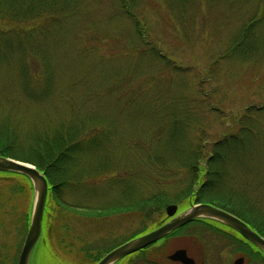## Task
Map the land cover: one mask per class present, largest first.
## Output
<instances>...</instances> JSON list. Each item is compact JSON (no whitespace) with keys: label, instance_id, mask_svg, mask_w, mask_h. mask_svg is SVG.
Listing matches in <instances>:
<instances>
[{"label":"rangeland","instance_id":"rangeland-1","mask_svg":"<svg viewBox=\"0 0 264 264\" xmlns=\"http://www.w3.org/2000/svg\"><path fill=\"white\" fill-rule=\"evenodd\" d=\"M87 4L88 14L70 18L65 26L60 27L57 32L51 30L52 33L47 32L49 18L37 20L30 25L0 16V117L13 113L32 120L55 117L51 107L55 106L59 97H70L64 87L81 83H108L118 72L129 73L132 70L133 65L135 66L134 52L137 50L129 44L130 27L123 25L120 31L115 32L116 24L121 18L115 14L114 0H87ZM143 5L149 27L162 42V51L169 53L170 55H167L172 56L178 66L186 69L181 75L164 71L145 78L151 81L150 86H157L156 91L169 97L175 96L177 87L188 85V90L190 85L199 81L196 73L211 68L217 60V55L225 51L233 31L231 29L239 21L235 9L231 13L226 10L230 16H225L219 6L210 15L205 14L202 9L204 16L201 13L193 21L188 18L181 23L182 19H176L165 0H145ZM231 15L232 22L225 24L231 21ZM18 36L30 38L26 43L31 42L38 48L39 57L44 58L45 66L34 57L23 58L24 51H19ZM32 36L37 39L34 40ZM10 45L12 49L9 50ZM256 56L261 60L256 64H247L239 58L223 60L219 64L221 94L226 103L233 104V111L240 116L250 107L264 105V51H258ZM100 62L101 65H98ZM139 67H143L142 63H139ZM48 75L51 78L47 81ZM145 79H140L138 85L145 86ZM36 83H44L46 90L34 95V98H29L24 92L25 88L33 89ZM206 89L210 91L212 88L209 86ZM75 97L81 99L78 94ZM71 98L74 96L71 95ZM198 101L202 104L204 99L198 98ZM139 113L132 114L133 116H109L111 120L114 119L115 125L111 153L122 171L100 178L98 182L88 180L76 190L75 195L65 197L66 208L57 207L55 202L48 198L42 234L32 253L30 264H95L94 256L100 249L106 251L157 228L168 220L165 210L169 205H181V208H185L188 201L192 200L183 197L182 201L177 199L174 203L166 205L162 214L152 217H147L140 211L125 209L97 217L88 215L104 208L106 203V208L116 200L120 203L123 197L127 199L131 192H134L132 196H153L164 190L172 197L179 195V181L185 172L161 174L155 170L150 178H144L136 176L131 168L137 166V163L130 151V138L133 134L143 136L149 132L146 130L148 122ZM200 115L204 123L202 126H211L213 139L227 133L220 121L214 119L215 114H211L207 106L202 108ZM227 121L225 125L229 124ZM261 121L264 123V114ZM257 139L263 143L261 156L256 157V160H244L242 156L239 163L231 166L233 176L229 179L237 188H245L246 183L248 192L225 191L215 195L228 198L236 207L245 197L251 201L246 204L244 201L246 208H260L259 203L264 207V189L261 191L254 185L260 181L264 182V135H258ZM178 144L181 145L180 142ZM168 151L171 152V149ZM171 161V165L180 162L177 159ZM124 168L128 170L125 171ZM137 171L142 176L152 172L139 168ZM223 179L227 180V175ZM206 181L204 174L200 183L194 185V190L204 188ZM247 181H250V184ZM227 187L229 186L223 188ZM236 193L243 196L240 198ZM34 199L35 190L32 183L29 184L17 174L0 173V264L4 258L5 264H18L30 227ZM77 199L85 203L82 208L77 206ZM263 209L261 208L264 214ZM156 248L157 246L153 245L147 250L124 258L118 264H142L141 260L146 254H157Z\"/></svg>","mask_w":264,"mask_h":264},{"label":"trees","instance_id":"trees-1","mask_svg":"<svg viewBox=\"0 0 264 264\" xmlns=\"http://www.w3.org/2000/svg\"><path fill=\"white\" fill-rule=\"evenodd\" d=\"M144 1L114 0L115 14L121 18L116 24L115 32L120 31L123 25L130 27L129 44L137 50L134 52L135 66L129 73L118 72L108 83H81L64 87L70 97H59L55 106L51 107L55 117L32 120L16 113L0 117V157L35 165L46 177L49 185L48 198L57 207L66 208L65 197L75 195L76 190L88 180L98 182L100 178L122 171L111 153L115 128L114 119L109 118L111 114L133 116L132 114L140 112L148 122L146 130L149 132L143 136L133 134L129 141L131 154L137 163V166L131 167L136 176L150 178L155 170L161 174H176L181 171L185 174L179 181V195L176 198L164 190L153 196H132L134 192H131L127 199L123 197V203L116 200L108 208L106 203L105 207L101 205L104 208H98L99 211L95 210L89 216L97 217L125 209L140 211L147 217H152L162 214L169 203H174L177 199L182 201V197L197 203H216L229 201L228 198L215 196L225 191L248 192L246 183L245 188H237L229 179L233 176L231 166L239 163L242 156L244 160H256V157L261 156L263 143L257 136L264 135V123L261 121L264 105L244 110L243 116L235 113L233 104L224 101L219 88V64L223 60L234 58L247 64L261 61L256 55L258 51H264V0H165L176 19H182L181 23L188 18L193 21L202 13V9L205 14L210 15L218 6L225 16H230L235 9L239 20L231 29L233 31L225 51L217 55L211 68L196 73L199 81L190 85L188 90V85L177 87L175 96L172 97L156 91L157 86H150L151 81L145 78L164 71L181 75L186 69L178 66L169 53L167 55L162 51V42L147 23ZM88 4L87 0H0V16L30 25L37 20L49 18L47 32L52 33L51 30L59 31L70 18L88 14ZM232 18L231 15V21L225 24H230ZM27 39L30 38L19 37L20 46L17 44L19 51H24L23 58L34 57L45 66L44 58L39 57L38 48L31 42L26 43ZM8 49H12V46H8ZM139 63L143 67L140 68ZM50 78L48 75L47 81ZM143 78L146 80L145 86L138 85V81ZM209 86L212 89L207 91ZM45 87L44 83H36L33 89L26 87L24 92L29 98H34V95L45 91ZM77 94L81 99L75 97ZM198 98H203L204 102L201 104ZM206 106L211 114H215L214 119L220 121L227 131L217 139H213L211 126H202L204 123L200 112ZM226 121L229 122L228 125H225ZM173 159L179 160V164L171 165ZM138 168L152 172L142 176L140 172H136ZM123 170L127 171L128 168ZM204 174L207 179L204 188L195 191L194 185L200 183ZM226 175L227 180L223 179ZM22 178L31 184L27 177ZM247 182L250 184V181ZM226 185L229 187L224 189ZM254 185L261 191L264 189L263 181ZM249 200L245 197L243 201L251 203ZM76 203L80 207L85 205L79 199ZM259 204L260 209L264 208ZM246 206L243 205L244 208ZM258 215L259 218L254 223L264 234V214L262 212ZM242 216L251 220V215L247 213ZM121 244L106 251L100 249L94 256V263H98Z\"/></svg>","mask_w":264,"mask_h":264},{"label":"flooded vegetation","instance_id":"flooded-vegetation-1","mask_svg":"<svg viewBox=\"0 0 264 264\" xmlns=\"http://www.w3.org/2000/svg\"><path fill=\"white\" fill-rule=\"evenodd\" d=\"M236 196L241 198L243 194L236 193ZM246 203L249 202L247 201ZM199 204H209L236 216L245 222L251 230L264 238V234L260 232L258 225L254 223L258 220V214L262 213V210L254 207L250 209L244 208L243 200L242 202L240 201V207H236L233 201L218 204L209 202L197 203L190 200L185 208L177 205L178 212L176 216ZM165 212L167 216V211L165 210ZM243 213L251 215V220L243 217ZM167 218L168 220L160 226L173 219L168 216ZM153 245L157 246V254L155 256L146 254L141 260L142 264H264L263 249L245 238L231 226L208 217H200L185 224L151 246ZM179 251L182 254L180 255L181 258H172ZM182 258H185L186 261L182 260ZM123 259L115 264H118ZM1 264H5V258Z\"/></svg>","mask_w":264,"mask_h":264},{"label":"water","instance_id":"water-1","mask_svg":"<svg viewBox=\"0 0 264 264\" xmlns=\"http://www.w3.org/2000/svg\"><path fill=\"white\" fill-rule=\"evenodd\" d=\"M0 173H11L25 176L31 181L35 190L30 227L18 261V264H30L32 253L42 234L44 213L49 194L48 181L44 174L39 171L35 165L11 158L0 157ZM166 211L167 216L173 218L171 221L117 247L109 252L97 264H115L125 257L144 250L172 234L185 224L200 217L212 218L231 226L239 231L245 238L264 250L263 237L251 230L241 219L212 205L199 204L178 216H176L178 212L177 205H169ZM180 255H182L180 251L176 252L172 258H181ZM182 260L186 261L185 258H182ZM187 262L190 263L188 260Z\"/></svg>","mask_w":264,"mask_h":264}]
</instances>
